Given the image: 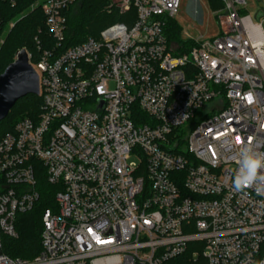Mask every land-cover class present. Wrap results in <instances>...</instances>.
Instances as JSON below:
<instances>
[{
  "label": "built area",
  "instance_id": "2783aa9c",
  "mask_svg": "<svg viewBox=\"0 0 264 264\" xmlns=\"http://www.w3.org/2000/svg\"><path fill=\"white\" fill-rule=\"evenodd\" d=\"M218 1L220 34L185 52L165 35L182 0H112L125 22L67 49L77 0L32 6L55 46L30 61L39 117L0 138V264H264V195L233 189L243 147L264 154V1ZM38 175L56 209L40 254L13 259Z\"/></svg>",
  "mask_w": 264,
  "mask_h": 264
},
{
  "label": "trees",
  "instance_id": "16d2710c",
  "mask_svg": "<svg viewBox=\"0 0 264 264\" xmlns=\"http://www.w3.org/2000/svg\"><path fill=\"white\" fill-rule=\"evenodd\" d=\"M112 0H77L67 13V32L63 49L81 44L89 38L99 36L100 32L116 22H125V18L111 11ZM37 0H16L15 4H1L2 24L0 26V75L11 65L17 54L26 50L35 64L39 56V47L52 48L55 42L49 36L45 17L40 7L32 8ZM211 5L222 7L218 0H210ZM11 24L13 26L11 27ZM165 35L169 43L180 46L185 52L193 42L182 38V29L175 19L166 22ZM2 42V43H1ZM42 97L29 95L20 99L0 123V138L13 132L18 122L25 118L36 120L41 112ZM40 199L36 207L27 214L18 216L16 239L4 238V253L13 259L32 260L41 252L42 215L46 209H56L55 197L58 188L49 185L44 176L38 175ZM170 264H185V259L173 260Z\"/></svg>",
  "mask_w": 264,
  "mask_h": 264
},
{
  "label": "water",
  "instance_id": "95a60500",
  "mask_svg": "<svg viewBox=\"0 0 264 264\" xmlns=\"http://www.w3.org/2000/svg\"><path fill=\"white\" fill-rule=\"evenodd\" d=\"M259 7L264 9L262 3ZM261 16L259 14L257 19ZM39 93V77L30 64L27 51L22 50L0 75V123L8 117L20 99L29 95L39 96Z\"/></svg>",
  "mask_w": 264,
  "mask_h": 264
},
{
  "label": "rangeland",
  "instance_id": "374dc122",
  "mask_svg": "<svg viewBox=\"0 0 264 264\" xmlns=\"http://www.w3.org/2000/svg\"><path fill=\"white\" fill-rule=\"evenodd\" d=\"M258 4L257 0H247L248 12L253 13ZM220 9L217 5L212 6L210 0H182L181 9L175 18L182 29V38L204 41L217 37L220 29L215 14ZM131 162H138V159L132 158Z\"/></svg>",
  "mask_w": 264,
  "mask_h": 264
},
{
  "label": "clouds",
  "instance_id": "9594fccd",
  "mask_svg": "<svg viewBox=\"0 0 264 264\" xmlns=\"http://www.w3.org/2000/svg\"><path fill=\"white\" fill-rule=\"evenodd\" d=\"M238 163L233 189L237 192L254 189L257 195H264V154L254 151L249 143L243 147Z\"/></svg>",
  "mask_w": 264,
  "mask_h": 264
},
{
  "label": "snow or ice",
  "instance_id": "6c2138e0",
  "mask_svg": "<svg viewBox=\"0 0 264 264\" xmlns=\"http://www.w3.org/2000/svg\"><path fill=\"white\" fill-rule=\"evenodd\" d=\"M239 139V138H238Z\"/></svg>",
  "mask_w": 264,
  "mask_h": 264
}]
</instances>
